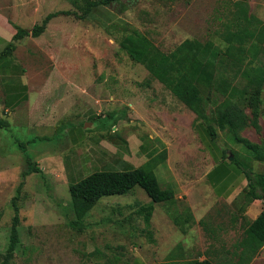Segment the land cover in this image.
Wrapping results in <instances>:
<instances>
[{"label":"rangeland","instance_id":"374dc122","mask_svg":"<svg viewBox=\"0 0 264 264\" xmlns=\"http://www.w3.org/2000/svg\"><path fill=\"white\" fill-rule=\"evenodd\" d=\"M190 1L172 0L173 6L178 7L172 14L174 21ZM143 3L127 18L130 23L125 29L136 28L149 36L147 27L140 28L145 19L141 11L156 10L158 2ZM70 5L63 0H0V16L13 15L22 28L31 29L33 24L29 23L38 20L41 25L42 17L69 9ZM72 9L76 10L74 6ZM22 14H28L29 20L20 19ZM71 19L72 23L64 28L54 24L38 38L25 37L16 42L13 58L2 63L21 65L32 94L29 108L37 113V121H46L42 118L46 115L42 114H47L53 122H49L51 128L47 126L46 130L33 124L14 127L11 131L0 129L4 136L2 152H6L0 158V264H5L15 217L11 201L23 182L22 173L27 170L25 155L16 140L29 143L28 155L42 173L25 179L27 190L25 187L18 202L20 244L8 264H74L79 258L85 260L83 263L103 259L105 264H132L138 260L136 264H186L205 259L214 264H264V246L257 254H251L242 245L248 225L261 210L248 213L251 204L243 197L244 190L233 199L217 195L208 179L211 159L200 139L199 127L193 125L191 114L194 113L174 95L162 93L166 88L147 90V81L154 79L119 46L126 35L124 27L115 24L103 31L89 20L76 16ZM175 48L169 47L164 52L171 53ZM206 95L207 114L212 116L226 95L220 92ZM179 107L186 109L184 114L179 112ZM176 111L179 114L174 115ZM89 115L95 119L87 120ZM110 115H114L116 122L109 120ZM113 123L116 126L111 130ZM201 124L207 129L213 122ZM260 125L259 132L248 127L247 135L261 144L262 119ZM212 127L217 130L218 145L227 138L228 148L224 142L220 148L227 152L232 169L239 162L247 164L254 173L264 172V164L254 167L250 157L238 156L235 145L245 148L235 143L229 132ZM74 129L83 132L76 141L69 133ZM156 133L162 139H151ZM110 139L128 145L130 154L135 153V167L150 162L149 171L162 188L175 189L176 204H156L155 214L157 218H170V213L190 209L195 221L186 234L174 229L168 236L154 235V229L147 227L144 217L137 214L139 206L151 203L140 187L128 195L102 198L90 212L87 229L84 232L71 229L75 215L70 184L95 172L119 171L114 165V168H102L89 153L90 147L102 141L115 148L106 141ZM68 145L78 152L83 164L82 174L74 181L66 177L70 169H63L71 153ZM164 150H167L166 161L161 157ZM211 151L216 152L214 146ZM243 179L237 173L232 182ZM231 187L230 183L225 193ZM96 224L105 226L100 234L96 232L99 228H94Z\"/></svg>","mask_w":264,"mask_h":264},{"label":"trees","instance_id":"16d2710c","mask_svg":"<svg viewBox=\"0 0 264 264\" xmlns=\"http://www.w3.org/2000/svg\"><path fill=\"white\" fill-rule=\"evenodd\" d=\"M72 4L76 10L59 11L49 14L41 25H35L31 29H24L19 26L16 28V35L13 40L6 45L0 53V64L13 57L17 49L16 42L25 37H40L47 29L50 21L59 16H76L80 20L91 19L90 13L99 7H106L116 0H65ZM81 6V7H80ZM80 14H78V12ZM239 10L236 12L238 21L240 18ZM233 18L226 20L218 30V34H222L227 41H235L237 45L232 43L228 49V53L232 49L238 47V58L235 65L242 66L245 63L244 57L248 52L247 42L250 38L254 39L255 34L246 28H239L237 32L226 35L225 31L231 29ZM126 26V25H125ZM124 27L126 35L121 39L119 46L129 56V58L143 66L150 74L152 79L158 80L166 89H168L181 103L186 105L196 115L193 125L198 122H213L222 131L229 132L237 144L244 146L252 160L264 164V141L261 144L252 141L240 135L242 131L248 127H253L257 132L262 130L260 125L261 119L264 121V65L257 68L240 67L235 73L241 76L239 79L240 90L235 93H223L225 100L216 108L214 115L207 114V101L209 98L206 92L202 90V80L197 79L198 66H202L199 57L204 52L206 46L197 41L188 40L178 46L171 53L162 51L154 42L144 33L136 28H129L127 31ZM114 27V25L112 26ZM264 36V30L261 31ZM264 40V37H263ZM254 50L259 47L253 46ZM220 53H217L219 56ZM257 57V55L255 56ZM223 63V62H222ZM226 64L229 61L225 62ZM251 65V64H250ZM150 80H148L149 82ZM249 111V113H247ZM124 114V113H123ZM109 120L116 118L114 115L109 116ZM6 122L0 120V127L4 128ZM213 125L208 124L207 132L215 139L217 130L213 129ZM116 126H111V130ZM45 139V138H44ZM29 143L18 142L19 148L25 155L27 161V170L22 173L23 182L20 183L16 197L11 201L15 211L13 226L11 229L10 243L7 251L5 264L13 257L15 251L20 244L18 226L20 223L19 205L21 194L25 188V179L31 174L42 173V169L37 166L31 156L28 155L27 146ZM224 160H228L227 152H224ZM234 156V152H231ZM164 161L167 160V150L161 155ZM234 162L237 160L235 158ZM232 163V162H231ZM150 162L128 171H99L92 173L79 182L70 184V194L72 199V209L75 215L74 220L70 222L71 229L84 232L87 229V222L91 216V211L97 203L104 197L124 196L130 194L136 187L143 189L151 203L147 206H140L139 216L144 217L146 226L151 225V219L155 211L156 204H172L177 202L175 189H164L159 184L156 176L149 171ZM247 164L237 162V168L240 170L247 181V186L243 189V197L252 204L254 201H264V172L254 173L250 171ZM222 170V171H221ZM216 174L220 178L228 175L225 168L220 169ZM210 184L213 182V176H208ZM90 213V214H89ZM89 215V216H88ZM170 218L174 224L180 228L183 233H187L188 227L193 223L194 216L190 209H186L181 213L171 214ZM243 246L251 252H257L264 246V212L254 221H252L246 229V237L242 242ZM93 255H96L93 254ZM186 264H214L210 260H193Z\"/></svg>","mask_w":264,"mask_h":264},{"label":"crops","instance_id":"0c3cea01","mask_svg":"<svg viewBox=\"0 0 264 264\" xmlns=\"http://www.w3.org/2000/svg\"><path fill=\"white\" fill-rule=\"evenodd\" d=\"M142 1L145 2L146 0H116L106 7L95 8L90 13L91 19L86 20L94 23L103 31L109 30L110 27L115 24L117 26L119 25L123 27L130 23L127 18H131L132 13L142 4H144ZM154 1L158 2L156 5L157 7L155 8L156 10H148L147 8L144 12L141 11L145 19L144 21H142L144 23L141 24L143 27L140 28L144 29L145 27H147V29H149L150 37H148L151 40L153 39L152 41L159 48L161 46L160 49L162 51L169 50V47L176 46L177 48L188 40L197 41L206 46L207 49H205L199 57L203 65L198 66L197 71V79L202 80L201 85L203 86V92H220L231 94L238 92L240 90L239 79H241V76H238L237 73H235L236 70L240 67H242V69L246 67L257 68L264 65V36H262L261 34V31L264 30V0H191L187 7L181 11V14L175 18V21L172 17V14L174 11H177L178 7L173 6L172 0ZM63 2L65 1L63 0ZM69 10H72L71 5L69 9L58 10L53 13ZM238 10L240 11L238 15V17L240 18L239 21L236 18V12H238ZM48 15L49 14H47L45 18ZM71 17L72 16H59L52 19L48 24L46 30H49L54 24H58V26L60 27L69 25L70 23H72ZM19 18L22 20H29L30 17L28 16V14H22V16H20ZM42 18L43 20L45 19L44 17ZM232 18L233 22L231 24V29L225 31L226 35L230 36L231 33L237 32L239 28H246L247 30L255 34L254 39L250 38L248 41H246L248 52L244 57L245 63L242 66H237L234 64L235 60L238 58V47L232 49L231 53H228V49L230 48V46H232V43H234V45H237V42L227 41L224 38L225 35L223 36L222 34L220 35L217 33L222 24L225 23L226 20H230ZM15 20L16 19L13 18V15L11 18H3L2 16H0V53L16 35L17 31L14 26L21 27L20 23L16 22ZM38 23V20H36L29 24H33L32 26L34 27ZM254 45H257L259 48L257 50H254ZM218 52L220 53L219 56H217ZM256 55L257 57H255ZM12 58L13 57L9 59ZM226 61H229V63L226 64ZM22 70L23 69L18 62L10 64V66H5L2 63L0 64V120L7 123L4 128L0 127V129L11 131L14 127L22 128L31 126L32 124L35 126L38 125L41 130H46L47 126H49L50 129V124H52L53 122L51 121L52 118L47 114H42L46 115L42 117L43 119H46V121H37V113L32 108H29L30 102L32 100V94L30 86H28V83L23 78ZM15 80L18 81L17 84L14 83ZM146 84H148L150 88L152 87V89H149V87L147 89L152 92H155L154 90L159 87L166 88L158 80H154L153 82L150 80L149 82L147 81ZM166 91L169 94L173 95L168 89L165 90V92L162 91V93H165L166 95ZM179 103L181 102L179 101ZM178 110L181 114H184L186 111V109L183 110L180 107ZM177 111L174 115L179 114L177 113ZM247 113H249V111H247ZM47 116L49 117V120L47 119ZM93 118L94 117H92L91 115L86 117L87 120H91ZM191 118L194 123L196 119L195 113L194 115L191 114ZM196 127H199L200 133L202 134L200 139L203 142L206 150L208 151L211 159V163L209 164L210 166L208 170V176H213V183L211 184L212 187L216 191L217 195L221 198L233 199L235 196L239 195L247 186V181L244 174L240 170H238V168L234 167L232 169V164H230L228 160H224L225 149L222 150L220 146H222L224 142V145L226 146L225 148H228V145L225 144L227 143V138L225 141L223 140L221 145H218L215 142L216 139H213L208 134L207 129L203 126V124L198 122ZM216 127L217 129L221 130L218 126ZM69 133L74 136V141L78 140L79 136L83 135L82 130L74 129L72 131H69ZM203 134L206 135V137L203 138ZM240 135L252 141L253 143H256L247 135V129L242 131ZM3 138L4 136L0 133V158L6 154V152H2L1 148L4 143ZM151 139L159 140L162 138H160L156 133L155 138L152 137ZM113 140L114 139H110L106 141L114 145L115 148L110 145L108 146L107 142L105 141H102L99 144L95 143L92 147H90L89 153H91V158L95 160L102 168L113 167V165L116 166L115 168H118L117 170H119L117 172H123L137 168L133 164L135 153L130 154L128 145L122 140H120L119 142L121 144L116 143V141L119 139H116V141ZM18 142L20 141L16 140V143ZM212 146H214L216 149L215 153H212L211 151ZM234 148H236L234 151H236L238 153V156H240L241 158L250 157L246 149L240 148L237 145H235ZM69 152H71L69 154V160L67 161V163L63 164V169H70L67 172L66 177L74 181L80 173L82 174L83 164L78 152H73V149L70 146ZM252 163L254 167H258V164L260 162L253 160ZM222 168H225L226 171H228V175L220 178L216 174H218V171H220V169ZM237 173H241L244 176V179L241 182H235L233 184V177ZM230 183L232 185L230 192L225 193L224 189H226ZM25 187L27 190V185ZM263 205L264 201L259 200H256L251 204L248 213H253L256 210H261L259 215H257L254 220H256L264 212V208L262 207ZM137 214L139 215L138 212ZM100 220L105 219L101 218ZM103 227L105 226L98 224L94 225L95 229L99 228L96 229V232L98 234L102 232V229H104ZM150 227L154 229V235L156 236H168L170 231H173L174 229L180 230V228L177 227L174 222L170 220V218H157L155 211L151 219ZM182 234L185 233L182 232ZM151 237L153 240V233ZM153 241L155 242V239ZM83 261L79 258L74 264H105L103 259L89 261L88 263H83ZM138 261L132 264L139 263ZM164 264H167V262Z\"/></svg>","mask_w":264,"mask_h":264}]
</instances>
